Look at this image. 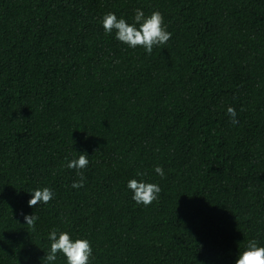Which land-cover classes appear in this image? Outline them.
Returning <instances> with one entry per match:
<instances>
[{"label":"trees","instance_id":"obj_1","mask_svg":"<svg viewBox=\"0 0 264 264\" xmlns=\"http://www.w3.org/2000/svg\"><path fill=\"white\" fill-rule=\"evenodd\" d=\"M137 8L172 33L151 54L101 23ZM133 178L158 200L136 204ZM37 187L54 198L29 207ZM53 228L87 239L90 264H234L264 246V0H0V264H45Z\"/></svg>","mask_w":264,"mask_h":264},{"label":"clouds","instance_id":"obj_2","mask_svg":"<svg viewBox=\"0 0 264 264\" xmlns=\"http://www.w3.org/2000/svg\"><path fill=\"white\" fill-rule=\"evenodd\" d=\"M101 23L105 33L115 32V38L127 44L131 48L143 47L148 54H151L154 47L166 44L172 36V33L166 30L164 18L159 11H152L149 15L137 8L133 17V22L128 23L124 18H117L115 13H105L101 19ZM227 113L231 118V123L236 124L237 112L229 106ZM67 160L66 167L76 170L79 177L72 183L73 188H81L84 186L85 177L82 169L87 168L89 164L88 155L80 152L78 156H73ZM154 171L161 178L165 173L161 166L156 165ZM137 176H144L146 173L138 171ZM128 189L132 192V199L136 204L144 206L150 205L157 201L161 187L154 182H147L143 179H129L127 182ZM31 193L30 199L27 201L29 207L37 206L40 203L47 204L54 198V193L49 187H37L28 191ZM25 224L29 228L35 230V222L38 217L34 214H23ZM50 242L49 251L43 257L45 264H53L57 259V254L62 253L66 258V264H90V257L93 250L90 242L84 238L73 239L67 231L53 228L48 233ZM234 264H264V246H260L255 239H250L242 249L239 248L237 258Z\"/></svg>","mask_w":264,"mask_h":264}]
</instances>
